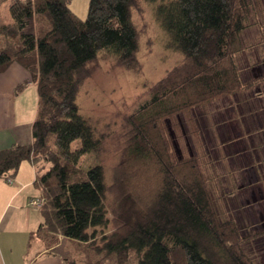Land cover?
<instances>
[{"label":"trees","instance_id":"obj_1","mask_svg":"<svg viewBox=\"0 0 264 264\" xmlns=\"http://www.w3.org/2000/svg\"><path fill=\"white\" fill-rule=\"evenodd\" d=\"M42 1L0 0L11 18L0 23V75L19 64L38 96L32 143L0 151V180L11 185L24 162L34 167L44 201L37 236L77 244L87 264H255L243 246L264 231L243 237L221 218L198 158L178 159L162 132L165 121L175 128L178 115L264 84V76L243 82L237 65L253 0H89L84 21L69 0ZM141 3L154 6L165 48L180 61L119 129L100 133L80 114L78 92L100 55L140 73L132 14ZM43 18L50 28L39 35ZM108 147L118 159L110 186ZM89 154L96 165L83 171Z\"/></svg>","mask_w":264,"mask_h":264},{"label":"rangeland","instance_id":"obj_2","mask_svg":"<svg viewBox=\"0 0 264 264\" xmlns=\"http://www.w3.org/2000/svg\"><path fill=\"white\" fill-rule=\"evenodd\" d=\"M42 3V0H33L35 7ZM68 7L79 20L84 21L89 0H69ZM253 8L249 27L240 36L243 51L237 57L243 82L264 76V0H253ZM10 20L8 4L0 2V23H9ZM132 22L140 33L137 56L142 69L140 73L127 71L115 65L113 59L100 55L95 63L88 66V77L78 92L80 114L88 118L100 133L119 129L122 118L137 107L147 87L180 61L178 55L165 48V36L155 20L153 5L141 3L132 14ZM49 28L48 20L43 18L37 28L38 34H44ZM176 120L175 128L168 121L164 122L163 135L169 139L172 152L178 159L198 158L218 215L225 219L233 218L243 237L263 232L264 192L260 195L257 188L250 187V182L254 179L253 170L257 168L259 171L257 147L264 145V84L252 92L222 97L197 107L189 114L178 115ZM253 146L257 153L252 150L255 149ZM108 148L105 172L110 186L118 159L113 148ZM203 150L206 159L202 156ZM95 165V155L89 154L82 170ZM213 184H217V191ZM260 197L259 201L252 202L253 198ZM113 201L110 195L107 204L112 206ZM43 241L54 245L65 264H87L83 249L77 244L59 237ZM243 249L255 264H264V237L245 244Z\"/></svg>","mask_w":264,"mask_h":264},{"label":"crops","instance_id":"obj_3","mask_svg":"<svg viewBox=\"0 0 264 264\" xmlns=\"http://www.w3.org/2000/svg\"><path fill=\"white\" fill-rule=\"evenodd\" d=\"M29 81L28 72L16 63L0 75V151L32 143L38 96L35 85ZM23 83L26 86L18 94L17 87ZM254 148L252 150L256 153L259 150L260 156H256L259 157L256 160L259 171L257 168L253 170L250 187L257 188L263 195L264 145L257 150ZM35 179L34 167L24 162L13 184L0 180V264H65L54 246L37 236L43 218L39 210L29 207V201L40 195L34 185ZM260 199L262 197L253 198L252 202Z\"/></svg>","mask_w":264,"mask_h":264},{"label":"built area","instance_id":"obj_4","mask_svg":"<svg viewBox=\"0 0 264 264\" xmlns=\"http://www.w3.org/2000/svg\"><path fill=\"white\" fill-rule=\"evenodd\" d=\"M44 204V201L40 198H33L29 201V207L32 209H40Z\"/></svg>","mask_w":264,"mask_h":264}]
</instances>
